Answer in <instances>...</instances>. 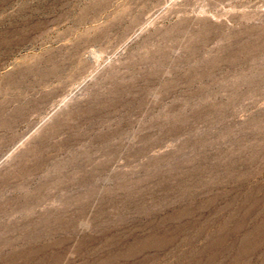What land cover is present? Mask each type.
Wrapping results in <instances>:
<instances>
[{"label": "rangeland", "instance_id": "rangeland-1", "mask_svg": "<svg viewBox=\"0 0 264 264\" xmlns=\"http://www.w3.org/2000/svg\"><path fill=\"white\" fill-rule=\"evenodd\" d=\"M0 264H264V0H0Z\"/></svg>", "mask_w": 264, "mask_h": 264}]
</instances>
